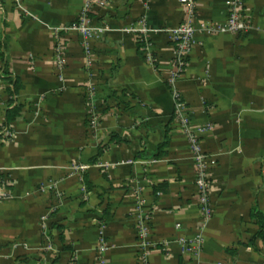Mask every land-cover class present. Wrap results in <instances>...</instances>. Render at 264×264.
I'll use <instances>...</instances> for the list:
<instances>
[{"label": "crops", "instance_id": "crops-1", "mask_svg": "<svg viewBox=\"0 0 264 264\" xmlns=\"http://www.w3.org/2000/svg\"><path fill=\"white\" fill-rule=\"evenodd\" d=\"M85 1L0 0V129L13 133L0 140V178L11 184L0 202V264H95L100 239L104 264H264L252 218L264 216V0H244L247 32L196 34L176 84L212 183L196 256L177 242L195 238L201 216L162 31L186 20L185 4L92 0L91 25L102 32L58 30L78 21ZM227 2L195 0L193 22L223 23ZM144 215L156 244L145 257L136 233Z\"/></svg>", "mask_w": 264, "mask_h": 264}, {"label": "built area", "instance_id": "built-area-1", "mask_svg": "<svg viewBox=\"0 0 264 264\" xmlns=\"http://www.w3.org/2000/svg\"><path fill=\"white\" fill-rule=\"evenodd\" d=\"M195 0H183V3L186 7V20L181 24L166 28L162 30L169 37L173 53V62L172 69L169 73L167 83L172 91V97L174 99V114L177 123L178 129L185 134V137L189 143V150L191 153V158L195 167V187L197 189L198 199V211L200 214L199 221V232L192 241L187 242L183 238H179L177 242L183 250L189 254L196 256L200 253L203 245L202 231L206 227L207 223L213 216V207L211 203L210 194L212 192V183L209 180L207 175L208 169V157L203 154L201 143L198 140L197 133L191 130L190 121L185 114L186 104L181 98V94L176 86L177 82L184 76V73L188 67V58L191 55L192 49L195 45V36L199 32L207 33H245L250 28V22L248 20V14L244 10V0H228L227 2V16L225 21L220 24H211L209 22H202L195 24L192 20L193 15V6ZM100 5L103 4V1H97ZM93 6L92 0H86L84 9L78 19V21L72 24L69 27L58 29V30H74L79 32L84 39H88L92 36L97 35L102 32V29H98L91 25L90 18L88 16L91 7ZM147 32L146 28H143L140 33L145 34ZM62 47L58 46L56 49L57 53V63L62 65L61 53ZM147 54L146 58L151 63L152 56L149 52L148 47L145 48ZM89 53V52H88ZM89 101L88 105V119L92 124L97 121V113L94 111L93 103V88H89ZM94 126V125H92ZM13 133L9 129H0V140L2 142H8L12 139ZM79 170H84L85 167L77 168ZM11 186L10 182L0 178V202L8 198L10 192L6 187ZM149 230H150V215L139 216L136 233L138 238V247L141 253L147 255L148 251L151 248L156 247V244L149 239ZM107 246L100 239V244L98 246V255L95 264H104L103 254L106 251Z\"/></svg>", "mask_w": 264, "mask_h": 264}, {"label": "trees", "instance_id": "trees-1", "mask_svg": "<svg viewBox=\"0 0 264 264\" xmlns=\"http://www.w3.org/2000/svg\"><path fill=\"white\" fill-rule=\"evenodd\" d=\"M88 16L89 17L91 16L90 12H89ZM139 42H140V47L141 48H145L146 47V42L144 40H140ZM7 76H8V73L5 72L4 75H3V80L9 83L10 79ZM20 87L21 86H20L18 80L12 81L11 87L7 88V91L9 92L11 98H13V96L18 93ZM18 112H19V107H14V109H12V111L9 110L8 111V120H10L12 116L17 115ZM166 145H167L166 143L160 145V149H162ZM252 218H256L257 224L260 227L258 236L261 237V238H264V216H263V214L261 212H259V211L254 210L252 212Z\"/></svg>", "mask_w": 264, "mask_h": 264}]
</instances>
